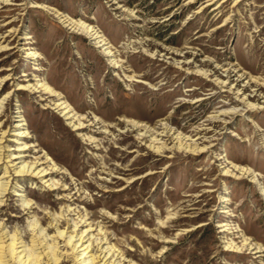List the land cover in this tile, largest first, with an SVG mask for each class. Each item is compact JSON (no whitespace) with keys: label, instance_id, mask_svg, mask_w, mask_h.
<instances>
[{"label":"rangeland","instance_id":"obj_1","mask_svg":"<svg viewBox=\"0 0 264 264\" xmlns=\"http://www.w3.org/2000/svg\"><path fill=\"white\" fill-rule=\"evenodd\" d=\"M0 102V227L26 246L77 264L56 228L90 227L115 264H264V0H0Z\"/></svg>","mask_w":264,"mask_h":264},{"label":"bare ground","instance_id":"obj_2","mask_svg":"<svg viewBox=\"0 0 264 264\" xmlns=\"http://www.w3.org/2000/svg\"><path fill=\"white\" fill-rule=\"evenodd\" d=\"M78 25H80L83 31L86 32L91 37V39L95 40V43L99 44V46H103L106 44L104 43L102 36L99 35V32H97L95 29H93L89 25H84L83 23H80ZM104 49L106 50V54L110 55V51H108L107 48ZM27 56L35 57V58L37 57L36 54L33 52H28ZM31 87L32 86L30 85H19L18 88L26 89ZM36 87L40 88L41 91L53 93L55 95L53 90L45 83H41V84L38 83L36 84ZM56 107L60 110L61 114L65 117L66 120L73 119L74 115L72 114V110L65 101L58 100L56 102ZM0 108H1V102H0ZM14 113L15 115L13 116V126H12L13 128L11 129L12 130L11 136L13 137V139L11 141L17 142L26 136V131L24 129V124L22 123V119L18 114L19 112L15 111ZM179 145L181 146L185 145V147L189 146V144L183 143L182 141L179 142ZM18 150L24 151V147L21 148L19 147ZM6 157H12V153L8 154ZM10 162L12 163L11 165L13 170L12 175H18V176L28 175L30 177H36L39 178L40 180H43L48 174L46 172V169L40 167V164H38V162H33L31 164L26 163L24 161L14 163V161L10 160ZM6 165L7 164H5L4 169H6ZM45 182H47V180ZM48 185L50 186L51 184ZM6 186L7 183L5 181L0 182V191L2 194L6 191ZM56 230H57L56 233L59 238L64 236L63 242L65 246L69 247V249L71 250V253L73 254L75 259V263L115 264L116 260H112V258L114 257V251L112 250L111 247H103L105 241L102 242L101 239L99 243H97L96 245L99 253L97 255L95 254L88 255V253L92 252L93 249L95 248L91 238L90 237L87 238L90 235V227L88 229L81 231V234H79V236L77 235V238H76V234L65 236L63 232L58 231L57 228ZM39 234L40 235L43 234L42 229L39 231ZM42 237L43 240H40L38 239L39 237H37V239L35 240L36 242L32 243V245L29 247L23 244L20 237H17V235H11L9 234V232L3 230V228L0 227V264H37L39 260H41V255L44 257V259H46L45 264H58L59 258L56 255L58 247L56 243L53 240L52 242H49L45 234ZM43 241H45V243H43ZM37 250H40V252H37ZM116 264H120V262H116Z\"/></svg>","mask_w":264,"mask_h":264}]
</instances>
